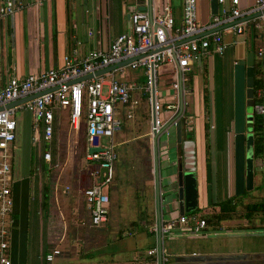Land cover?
Segmentation results:
<instances>
[{"label":"crops","instance_id":"obj_1","mask_svg":"<svg viewBox=\"0 0 264 264\" xmlns=\"http://www.w3.org/2000/svg\"><path fill=\"white\" fill-rule=\"evenodd\" d=\"M12 1L20 9L0 19V83L60 68L66 56L83 59L92 50L106 51L110 41L128 29L129 16L135 10L168 7L175 25L182 21V0ZM229 3L225 0L224 5ZM254 3L239 0L238 6L247 9ZM211 17L209 0H198L200 25H207ZM242 23L241 34L232 27L221 31L227 44L224 55L203 54L190 71L191 88L183 96L185 106L180 118L184 149L193 152L185 159V166L197 171L200 211L196 214L211 216L218 212L215 204L230 197L237 203L236 210L218 228L207 224L203 234L195 235L188 224L165 235L163 249L173 264H264V207L257 206L258 212L251 218L246 217L249 211L245 207L264 201V156H253V188L241 195L234 193L233 65L245 60L249 52L255 59L261 43L260 26L251 19ZM140 72L127 80L123 71L118 79L136 84L145 76ZM164 72L161 82L168 79L167 87L173 90L170 73ZM206 78L209 102L205 107ZM174 95L172 91L166 96ZM133 99L137 104L132 117L127 116L129 108L120 107V128L107 138L115 144L117 160L112 183L104 188L109 197L108 220L100 227L91 225L84 190L93 185L96 173L101 181L104 172L98 163L86 158V148L78 150L79 132L72 130L68 109L53 108V132L47 139L43 125L30 112L22 106L12 108L16 131L8 150L13 199L8 248L11 264H145L146 252L159 239L152 230L161 206L156 159L159 155L161 165L166 157H161V144L152 134L151 119L143 114L150 105L139 90L134 91ZM144 106L148 107L146 111ZM170 114L163 112L164 117ZM83 130L86 134L85 121ZM174 131L172 126L171 136ZM47 153L49 159L45 158ZM181 153L182 149L178 155ZM207 163L213 186L211 205L206 195ZM163 180L167 182L168 178L164 176ZM160 188L164 193L160 207L163 219L181 216L166 195L168 186ZM53 249L61 253L47 262L45 256Z\"/></svg>","mask_w":264,"mask_h":264},{"label":"built area","instance_id":"obj_2","mask_svg":"<svg viewBox=\"0 0 264 264\" xmlns=\"http://www.w3.org/2000/svg\"><path fill=\"white\" fill-rule=\"evenodd\" d=\"M219 4L222 7L218 9L216 15H212L210 22L205 26H201L198 20V0H182V21L178 26L175 25L168 7L157 11L135 10L129 16L128 29L114 37L106 51L92 50L83 59L66 56L60 68L48 69L41 74L28 75L22 79L11 77L6 82L0 83V264H11L8 248L13 199L9 186L11 164L8 150L15 140L16 120L13 109L6 108L7 104L19 98L39 94L19 106L30 112L34 120L43 125L47 139L51 138L53 132V108L56 106L68 109V119L73 132L78 133L82 122L85 121L86 158L95 161L107 171L102 173L101 181L98 179V173L95 174L94 183L84 190V196L89 205L91 225L103 226L109 215V197L104 188H108L112 183L117 153L113 142L104 146L101 141L104 137L111 139L119 130L122 118L118 109L121 106L129 108L127 116L132 117V108L137 104L133 99V93L142 89L137 83L116 78V73L122 74L125 68L143 71L147 77L144 91L149 94L150 109L154 83L156 122L155 125L151 123V131L154 135L162 132L166 123L175 126L181 118L176 117L180 110L182 109L184 113L183 96L188 91L185 88L186 74L194 69L199 58L208 52L222 56L227 49L221 31L196 39H192L193 37L257 14L251 18L257 27L260 26L261 43L255 52L264 60V0H255V3L247 9L239 8V0H230L229 6L224 5L225 0H219ZM18 9L20 5L12 0L1 2L0 19L14 14ZM243 24L240 22L232 26L233 31L241 34ZM211 44L213 49L209 50ZM125 60L130 61L115 71L90 80L76 81L87 74ZM163 72L170 73L172 91L175 92L173 96L175 100L172 102L157 100V85L159 76ZM163 112H171V114L164 117ZM254 112L264 115V105H255ZM82 115L85 116L84 120ZM168 131H164L165 135L169 134ZM49 157L50 154L47 153L45 158L49 159ZM162 195L160 194L159 202ZM188 224L191 225L195 235L203 234L207 228L206 220L197 214L164 220L160 208L152 230L158 238L161 235L162 242L165 235L181 225ZM60 253L59 249H53L45 256V260L51 262ZM146 253L150 258V264H173L165 253L163 245L159 246V239L157 244Z\"/></svg>","mask_w":264,"mask_h":264},{"label":"water","instance_id":"obj_3","mask_svg":"<svg viewBox=\"0 0 264 264\" xmlns=\"http://www.w3.org/2000/svg\"><path fill=\"white\" fill-rule=\"evenodd\" d=\"M210 10L212 15H216L219 9V0H209ZM257 15V14H256ZM256 15L247 16L235 20L234 22L221 25L212 30H209L203 34L193 37L196 39L201 36L213 34L215 32L223 31L227 28L234 26L237 23L249 20ZM130 60H125L120 63H116L97 70L94 73L87 74L76 81L90 80L95 77L110 73L118 68L126 65ZM201 58H199V62ZM253 62L254 54L249 52L245 60H238L233 65V156H234V193L235 195H241L246 190L253 188ZM39 94H33L27 97L19 98L11 101L7 104L6 108H13L24 104L25 102L34 99ZM152 103H151V123L155 125L156 116L154 111L155 102V85L152 84ZM183 110L176 117H181ZM182 123L179 119L175 125L174 135H165L164 131H171L172 124L166 123L163 127V131L160 133H154L155 139L160 143V137L166 136L165 143L168 147V153L166 157L167 167L165 171L161 169L159 155L156 163V176L158 181L157 194L160 196V183L161 174L168 178L167 186L169 188L168 194H166L170 200V203L176 204L180 215L189 213L197 209L198 187H197V171L185 166V159L192 154V151L185 150L186 144L182 143ZM168 131V132H169ZM171 137V138H170ZM172 137L175 139L174 144L170 142ZM169 143V145H168ZM179 147V148H178ZM174 151V159L171 158L170 150ZM182 149V153L179 154V150ZM191 156V155H190ZM173 162V163H172ZM102 172H106L107 169H102ZM163 172V173H162ZM212 176L210 164L206 165V195L208 205L212 204L213 190H212ZM159 201V200H158ZM160 211V207H158ZM159 246H162L161 235H159ZM161 249V248H160Z\"/></svg>","mask_w":264,"mask_h":264},{"label":"trees","instance_id":"obj_4","mask_svg":"<svg viewBox=\"0 0 264 264\" xmlns=\"http://www.w3.org/2000/svg\"><path fill=\"white\" fill-rule=\"evenodd\" d=\"M255 30V29H254ZM213 49V45L211 44L209 47V50ZM256 53V52H255ZM264 60L259 58L257 55H255V59L253 62V105L263 104L264 105ZM147 82V77L145 76L143 80L137 81L136 83L142 87L141 90H139V93H141L149 104V94L144 91V87ZM192 83V73L188 72L186 74V81H185V88L190 89ZM205 89V88H204ZM208 97L204 96V104L205 107L207 106ZM85 117V116H84ZM147 117V116H146ZM253 125H252V133H253V156L255 158H260L264 156V115L257 114L256 112L253 113ZM206 130V127H205ZM216 207L218 208V212L209 215H203V217L206 219L207 224L210 223L213 224L215 228H218L219 223L222 220L228 219L232 216V213L236 210L237 203H235L234 198L230 197L223 201L217 202ZM257 206L263 209L264 207V201L254 203L252 205H247L248 214L246 217L251 218L253 213L258 212ZM200 209H196L194 211H191L187 213V215L196 214V212H199ZM154 246V245H153ZM150 258L147 256L145 260V264H150Z\"/></svg>","mask_w":264,"mask_h":264},{"label":"rangeland","instance_id":"obj_5","mask_svg":"<svg viewBox=\"0 0 264 264\" xmlns=\"http://www.w3.org/2000/svg\"><path fill=\"white\" fill-rule=\"evenodd\" d=\"M140 71H142V70H140V69H136V70H133V69H131V68H125V70H124V76H125V79H127V80H133V79H131L135 74L137 75V74H142V72H140ZM116 77L118 78V77H120V74L119 73H117V75H116ZM217 78L218 77H216L215 78V82H217ZM170 79V78H169ZM161 80H162V78L159 76V81H158V85H157V87H158V96H157V100L158 101H165V102H172L173 101V98L171 97V96H166V95H171L172 94V90H171V88L170 87H167V85H169V81H168V79H167V81H165L164 82V84H162V82H161ZM204 84H205V94L207 95V97H208V101L207 102H209V81H207V78H206V80H205V82H204ZM166 90H168L169 91V94H167L166 92H168V91H166ZM148 103V102H147ZM148 105H150V104H148ZM209 106H210V104H208V108H209ZM122 108H124V106H121ZM148 108V107H147ZM147 108H146V106H144V111H146L147 110ZM143 110V109H142ZM143 114H144V117H145V119H147L148 118V120H150L151 119V109H149V110H147V112H143ZM147 116V117H146ZM82 119L84 120V115H82ZM151 121V120H150ZM165 139H166V136L165 135H162L161 137H160V144H161V147H160V149H161V157L163 158V157H167V153L168 152H166V143H165ZM77 144H78V150H79V147L84 151L85 150V148H86V146H87V137H86V134L84 133V130L83 131H79V134H78V136H77ZM171 141L172 142H170L171 144H174V142H175V139L172 137V139H171ZM174 141V142H173ZM102 144L105 146V145H108L109 144V141H108V139L107 138H103L102 139ZM169 152H172L171 153V158H173L174 159V151L171 149ZM84 155H85V153H84ZM161 158V159H162ZM163 160V159H162ZM173 163V162H172ZM135 164L136 165H138V166H141L140 165V163H137V161H135ZM167 162H166V160H163L162 161V163H161V169L163 170V172L165 171V168L167 167ZM162 172V173H163ZM161 176H163V174L161 175ZM164 177V176H163ZM163 177L160 179V180H162L161 181V187L163 188H166V186H167V182L166 181H164L163 180ZM160 194L162 195V194H164L163 192H161V190H160ZM167 200V197L165 198V201ZM257 200V199H256ZM255 200V201H256ZM259 200V199H258ZM161 202H162V199H161ZM160 202V205L162 206V203ZM208 203V202H207ZM160 206V207H161Z\"/></svg>","mask_w":264,"mask_h":264}]
</instances>
